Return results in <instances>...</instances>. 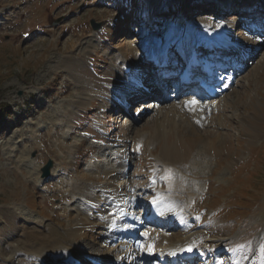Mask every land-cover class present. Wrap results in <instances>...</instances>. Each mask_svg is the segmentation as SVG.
Wrapping results in <instances>:
<instances>
[{
  "label": "rangeland",
  "instance_id": "rangeland-1",
  "mask_svg": "<svg viewBox=\"0 0 264 264\" xmlns=\"http://www.w3.org/2000/svg\"><path fill=\"white\" fill-rule=\"evenodd\" d=\"M249 1L256 0H227L226 6L234 7L236 12H249L253 7L247 5ZM215 2L0 0L1 264H6L4 259L14 249L17 252L8 264H21L26 254V260L35 256L36 260L41 259L31 244L44 239L45 224L62 229L77 222L81 224L77 240L85 244L72 246L73 249L69 246L76 254L101 248L112 260L111 252L125 255L131 248L128 255L142 248L149 253L143 262L147 264L158 258L155 256L164 248L168 235L175 241L184 231H191L206 253L200 264H252V259L264 264V43L255 49L256 57L226 94L216 98L202 96L194 109L184 110L182 102L192 100L190 97L170 98V91L158 109L148 108L145 114L141 108L146 107L139 102L146 104V98L138 100L135 109L140 107L137 113L144 117L138 122H131L113 107L115 93L120 92L118 87L126 88L119 96L121 101L124 94L138 96L130 90L133 82L123 85L124 76L114 73L112 67L122 64L123 59L116 57L125 58V54L136 63L147 60L143 57L139 61L142 33H152L158 41L166 37L167 31L168 39L154 43L149 52L166 44L174 37L173 30L187 24V30L205 22L212 29L225 24L235 28L232 33L239 31L240 19L230 18V13L202 10ZM93 21L100 26L95 28ZM72 41L75 46L70 45ZM62 56H79L84 59V66H65L59 61ZM76 74L87 80L85 84ZM136 75L143 77L139 70ZM75 95L87 98L85 107L76 113L71 105ZM116 104L119 106V101ZM175 105H180L181 110L168 115ZM155 118L163 122L160 131ZM212 130L216 131L215 153L202 163L200 156H193L204 155L201 139H210ZM188 132H195L191 137L199 142L198 147L191 160L176 168L179 177L173 184L183 192L184 202L193 205L189 207L196 220L190 223L191 230L189 225L182 230L176 223L179 228L168 229L164 240L162 225L168 224L166 219L157 224L144 223L152 215L151 200L157 195L148 184L150 170L161 150L167 145L180 149ZM76 141L79 145L74 151ZM112 154L119 155V164L126 167L124 173L115 170L117 173L106 179V173L113 169ZM49 160L53 162L51 173L43 176ZM74 179L107 185L108 191L119 194L121 200L124 196L125 205L130 204L129 211L144 217L141 228H137L146 229L148 234L138 238L140 230L136 228L133 235L121 240L117 234L109 238L105 226L99 227L96 221L109 210L108 205L88 207L71 196L67 183ZM163 180L154 187L166 189L168 184ZM88 210L90 215L94 213L93 218L86 215ZM80 213L84 214L78 220ZM191 215H186V219L192 221ZM127 231L124 230L125 235Z\"/></svg>",
  "mask_w": 264,
  "mask_h": 264
},
{
  "label": "bare ground",
  "instance_id": "bare-ground-1",
  "mask_svg": "<svg viewBox=\"0 0 264 264\" xmlns=\"http://www.w3.org/2000/svg\"><path fill=\"white\" fill-rule=\"evenodd\" d=\"M220 2H224V0H220ZM181 27L178 29V31H179L178 35H180L182 30L184 29L183 28L184 26L182 28ZM229 32H230V30L228 29V27H226L224 25L219 26L217 29H209V26L205 23H201L199 25H193L186 32V38L189 41V43H187V45L188 46H192L193 44L196 45V43L198 41H202V39L209 37V38H214L215 42H218V44H224L225 46H227L230 42L228 39ZM155 39H156V36L152 35V33L151 34L149 32L142 33L141 45L143 47V51L144 50L148 51L154 43H157V44L161 43V42H159L160 40L156 41ZM207 40L208 39H205V41H207ZM239 43H241V42H239ZM70 45L75 46V41H72L70 43ZM243 49H244L243 54H245V52L247 50L245 48H243ZM83 52L86 53L85 50ZM85 53H82V54L85 55ZM123 56H125V59H123L122 64L117 63V64L113 65V67H112L113 72L115 73L117 71L119 73H116V74H121V76H124V78L126 80L125 83H127L128 85H130V83H128L130 80L133 82V88L130 87V90L132 89V92H134L138 96L144 95L145 93L143 91V88L141 87V85H139L140 84L139 83L140 77L138 78V76L136 75V67L138 66V64L136 63V65H134V69L130 73H127L124 70L125 66L130 65V64L132 65L133 63L131 62V59L126 54ZM120 58H122V55L116 57V59H120ZM59 61L65 66H69V65L73 66L74 64L80 65V67H81V65L84 66V59L79 57V56H67V57L62 56L61 59L59 58ZM117 62H118V60H117ZM77 67H75L74 70L78 71L79 67L78 68ZM77 76H78L79 80H84V84H85V81H87V80H85V78L82 75L78 74ZM111 90H112V88H111ZM228 91H226V92H228ZM124 95H125L124 97L126 98L127 95L126 94H124ZM131 95H133V94H131ZM182 95L183 94L180 93V96H182ZM223 95H224V93L220 94L219 97H221ZM135 97H137V96H135ZM86 99H87L86 97H81L79 95H75V97H73V100L71 101L72 102V104H71L72 105V111L74 113H76L78 110H80V108L85 107V104H87ZM191 102H195V103H191ZM182 103H184V106H185L184 110H185V108L188 110V109H194L197 106V104L199 103V101H197V98H193L192 100H185ZM180 105H175L172 108H170V110L167 114L170 115L172 113L174 115V114L178 113L181 110ZM148 106H149V108L156 107L158 109L160 107V103H155V102L151 103L150 102V104ZM71 116L73 117L74 115H71ZM72 119H74V118H72ZM155 119H158V120H155L157 123L156 126H158L156 129H157V131H160L162 129V127H159V126L163 122L161 121V118H155ZM69 121H70V119L69 120L66 119V122H69ZM97 124H99V123H97ZM70 126H71V124H70ZM215 132L216 131L210 132V139L209 138H207L205 140L201 139L202 140L201 142L203 143V146L205 147V152H204L203 156H201L199 154H197L196 156H193V154L196 153L195 148L198 147V146H196V144L199 143L193 137H191L195 134V132H188L187 133L189 136L184 138V141L182 143L183 145L180 149H177V147L175 148L172 145H167L166 147H164L161 150L156 161L153 164V167L151 169V173H152L151 175L154 174L153 178H155L156 181H157V178H158V181L160 179L165 178V181H167L166 183L168 184V187L165 189V191H161L158 188L155 189L154 185L152 184V187H154L155 191L157 192V195L152 199V202L154 203L155 214L167 212L168 215H170L171 213H176V217L174 218V221L175 222L179 221L182 223L186 222V220L189 221V219H186L189 215L192 214L191 216L193 217V213L189 212L190 207H189L188 203L184 202L183 192L181 191V189L179 187H177L173 184V181H175L179 177V175H177L178 169H176V168L177 167L182 168L186 162L191 160L190 158H192V156L195 158H198V159L200 156L199 160L202 163L208 162V159L211 156H213V153H215V148L217 145L216 139L214 138V136L216 134ZM198 141H200V140H198ZM78 145H79V143L76 141L73 145L74 151H76V148ZM116 153L117 152H114L113 154H116ZM27 154H28V152H27ZM117 158H119V157L117 156ZM118 164H119L118 161H116L114 159L113 169H109V171L106 173V175H105L106 179H109L110 177H107V176L113 174L114 171L117 170L114 167H116V168L118 167V173H122L124 171L125 165H120V164L118 165ZM199 165H200V163H199ZM97 174H100V173H97ZM93 175H96V174L93 173ZM112 177H114V176H112ZM93 181H94V183L96 182V180H94V179H93ZM170 181H172V183H170ZM97 182H99V181H97ZM99 183L101 184L102 182H99ZM102 184H104V183H102ZM67 185L70 187L68 190V191H70V195L75 197L76 199H79L83 205L87 204L88 206H95V205L99 204V206H100V204H101V206H102L105 201H106L105 204H110V209L107 212L108 214L106 213L104 218L96 220V221L104 220V222L107 224V232H108L109 236H113L114 233L116 234L117 232H119L118 229L115 231L111 230V228L113 226V222L115 220L119 219V223H122L126 218H122L120 214L123 210H127V209L125 207H123V205H121L122 207L120 209V206H119L120 200L113 197L112 193H108V190L106 188L107 185H104V186L96 185V184L92 185L90 183L80 182L77 179L69 181L67 183ZM82 214H84V213H80L79 217L77 216L78 220H81ZM86 215L90 218L94 217V214L92 213L90 215V212H86ZM186 215H187V217H185ZM189 222H191V221H189ZM80 226H81V224L77 222L73 226L71 225L68 228H62L61 229V228H58L57 226H55L53 224H45L46 230L44 229L45 233L44 232L42 233V235H44V237H43L44 239H42L41 241H38V240L35 241L34 240V242H32L33 244H31V246L33 248L32 250H34V253L41 254V259L36 260L37 257L35 256L36 258L35 257L30 258L29 257L30 259L26 260V258H27L26 257L27 254H26V256H25L26 258L25 257L22 258V260H20L21 261L20 263L21 264H45L47 262V264H64L63 261L65 260V258L68 256V254L72 253L70 247L71 248H72V246L84 247L83 245L85 243L77 240V235L80 234V231H79ZM187 227L188 226H184V229H187ZM189 230H191V229H189ZM166 238L167 239L165 242V246H164L163 250L161 251V257H165L166 253H167V255H170L172 253H175L177 250L181 251L186 243L193 244L196 242V240H198V239H196L197 235L191 231H184L183 234L181 235V237L175 241L169 239V235ZM16 252H17V249L16 250L14 249L12 251L10 257L4 259L6 264H8L7 262H9V260L13 256L15 257L14 253H16ZM197 252L200 253L199 250L197 248H195L193 254H197ZM81 254H82V257L89 254V255H92V257L97 259L98 261H103V263H106V264H114L112 262V260L110 259V257H107V254L101 248H98L96 251H91V253L87 252L84 249L81 251ZM34 255H36V254H33V256ZM118 259L120 261H122L121 257H118L117 259L114 260V262ZM115 264H117V263H115Z\"/></svg>",
  "mask_w": 264,
  "mask_h": 264
},
{
  "label": "water",
  "instance_id": "water-1",
  "mask_svg": "<svg viewBox=\"0 0 264 264\" xmlns=\"http://www.w3.org/2000/svg\"><path fill=\"white\" fill-rule=\"evenodd\" d=\"M93 23H94L95 28L100 26L99 23H95L94 21H93ZM52 164H53V162L51 160H49V162L43 168V171H44V175L45 176L49 175V173H50V167L52 166Z\"/></svg>",
  "mask_w": 264,
  "mask_h": 264
},
{
  "label": "snow or ice",
  "instance_id": "snow-or-ice-1",
  "mask_svg": "<svg viewBox=\"0 0 264 264\" xmlns=\"http://www.w3.org/2000/svg\"><path fill=\"white\" fill-rule=\"evenodd\" d=\"M191 103H195V102H191ZM189 251H191V249H189Z\"/></svg>",
  "mask_w": 264,
  "mask_h": 264
}]
</instances>
